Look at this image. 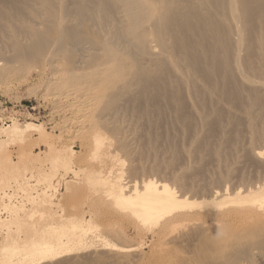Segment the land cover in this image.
<instances>
[{
  "label": "bare ground",
  "instance_id": "6f19581e",
  "mask_svg": "<svg viewBox=\"0 0 264 264\" xmlns=\"http://www.w3.org/2000/svg\"><path fill=\"white\" fill-rule=\"evenodd\" d=\"M141 1H138L143 3L141 10L147 11V28L143 19L142 27L140 25L141 15L137 12L140 7H133L135 0H68L66 5H62L61 0H0V20L20 22L31 3L43 7L46 16L52 22L55 21L57 33L52 34L55 36L51 39L53 36L49 35V31L51 33L53 28L44 29L46 32L43 34H35L33 29L30 30L32 25H26L31 27L27 30V36L37 38L29 50L39 53L51 40L59 43L58 48L69 42L73 50H78L79 55L69 62L72 72L89 71L88 78L83 76L85 88H88L84 90L86 101L90 99L92 102L101 95H105L106 101L110 103L118 97H129L143 91V88H149L147 79L165 82L167 73L169 93L173 96L170 102L175 104L176 93L181 91L192 106L191 99L202 94L215 106L249 123L247 117L251 106L258 105L259 108V94H264V75L259 79L260 76L254 77L250 73L262 70L257 60L262 58L264 62V0ZM137 27H140L139 31ZM133 28H137V32ZM146 36L152 39L156 47L150 46L147 39L144 40ZM65 76L63 78L68 77V74ZM78 79L74 83H79ZM78 89L77 92L80 91ZM152 90L159 92L165 89L160 86ZM255 110L253 114L257 112ZM260 110L258 112L263 114ZM0 132L4 136V140L0 141V231L3 232L0 264H41L72 255L91 247V242L86 243L91 235L93 239H101L103 247L116 250L119 245L109 243V240L98 234L97 219L100 214L94 207L98 202L103 204V194L111 201L113 208L111 210L109 207L110 212L116 220L126 221L137 233L149 230L152 237L158 239L161 249L156 251L155 257L161 262L169 257V264H264V168L248 170L247 185H243L245 182L221 184L217 188L213 187L215 190L206 187L209 189L207 199L190 200L159 182L149 181L142 187L130 182L121 184L119 176H113L111 171L105 172L103 152L108 140L105 141L99 132L90 134L87 159L92 164H98L100 169L87 174L74 166V152L68 147L56 148L53 138L46 134L41 125L27 124L20 127L12 121L7 128H0ZM32 133L38 137L35 138L37 142L44 144V153L33 155L30 150L25 154L26 138L31 139ZM14 144L19 149L16 163L8 152L9 145L15 147ZM256 154L264 156L263 153ZM59 172L63 174L59 176ZM79 172L87 176L90 189L91 184H94L106 188V191L89 201L87 210L86 203L82 201L77 203L79 206L76 204L73 207L74 210L66 211L57 197L60 187L57 179L61 180L68 174H73V179L78 178L83 175ZM33 179L43 186L41 191L33 192L36 186L29 185ZM11 182L14 186L18 185L16 189H21L19 191L25 196L24 203L20 202L19 206L14 205L11 199L16 194L9 195V192L4 191V187H8ZM65 189L68 191L70 187L68 189L66 186ZM74 191L78 192L76 189ZM78 196L75 198L81 200L82 197L78 199ZM2 215H5L4 219ZM35 221L39 223L38 228L34 226ZM13 225L17 229L29 226L31 233L37 236L33 237L29 233L21 237L13 236ZM121 231L116 238L125 241L128 237ZM166 241L169 242V256L162 249L168 243ZM184 248L189 251L181 256V249ZM121 250L127 252V255L123 253L127 259L136 254L131 255L133 251L127 248ZM134 252H137L136 249ZM138 261L126 260L124 264H143V260L141 263Z\"/></svg>",
  "mask_w": 264,
  "mask_h": 264
},
{
  "label": "rangeland",
  "instance_id": "374dc122",
  "mask_svg": "<svg viewBox=\"0 0 264 264\" xmlns=\"http://www.w3.org/2000/svg\"><path fill=\"white\" fill-rule=\"evenodd\" d=\"M61 1L62 5H66L68 2V0ZM131 1L134 2V0ZM138 1L135 0V6L133 7L136 9L140 7L137 12L142 17L139 20L142 27V21L144 20L145 22L146 20L147 22V11L145 12V9L144 11L141 10L144 6H142L143 3ZM146 22L144 26L146 25L147 28L149 24ZM26 25H32V28ZM137 28L133 29L136 31ZM28 29H33L35 34H43L47 29L52 30L51 33L49 31L50 36L57 33L55 21L52 22L46 16L43 7L35 3H31L20 22L0 20V128H7L12 124V121L20 127H24L27 124L41 125L46 134L53 138L56 148L68 147L70 151L74 152V166L85 174L92 170L97 171L99 168L97 167L98 164H92L87 159L90 149V146H88L90 134L99 132V134L105 137V141L108 140L106 141L107 144L105 142V145L109 149L105 146L103 152L105 154V158L103 159L106 167L105 172L111 171L112 175L119 176L121 184L130 182L132 185L142 187L143 184L149 181L159 182L168 189L178 193V195L182 194L190 200H200L202 197L207 199L209 189L213 190V187L217 188L221 184L234 185L245 182L242 184L247 185L246 183L249 181L248 176L251 168H264V156H258L256 154V152L264 154V94L262 92L259 94L261 97L260 107L258 108V105H254L250 108L252 116L250 117L251 114L249 112L247 117L249 123L247 122L248 120H242L238 116L228 114L225 109L215 106L202 94H197L195 99H191L192 106L184 99L181 91L176 93L175 104L170 102V98L173 96L171 95L172 93H169V74L167 73L166 79H164L165 82H158L152 78L147 79V86L149 85V88L145 90L143 88V91H138L130 96L128 95L129 97H118L117 100L119 101L114 100L110 103L106 101L105 95H101V97L92 102L90 99L86 101L87 94L84 90H88V88H85V79L88 78L89 71H71V61L79 55V51L73 50L69 42L61 48H58L59 43L51 40L39 53H32V50H29V48L35 45L37 38L28 37ZM52 36L50 37L51 39L55 35ZM145 39H147L146 41L149 42L148 44L150 46L156 47V44L152 42L149 36L144 37ZM69 60L71 61L69 62ZM257 61L261 63L259 64ZM257 61L256 63L262 66H259L262 70L259 69L250 73L254 77L260 76L259 79H262L264 75V72H262L264 71V62L262 58ZM244 68L246 67L244 66ZM58 74H61L59 76L62 78L68 74L71 80L66 76L67 79H62ZM74 75L78 77L74 78ZM76 79H78L77 81L80 84H83H81L83 87L79 83H74ZM67 85L72 87L69 88ZM160 86L164 87L165 90H160L159 92L152 90L153 87ZM77 89L80 91L77 92ZM80 92L82 93L80 94ZM77 93H79L78 96ZM74 96L77 97L75 98ZM83 103L86 104H84V107L86 106L85 108L83 107ZM90 103L92 106H89ZM96 104L100 106L98 107ZM254 110L257 111L254 113L257 115V117L255 116L256 118L253 117ZM259 110L263 114L259 113ZM252 119L254 120L251 121ZM30 137L31 139L26 138V144L24 145L25 154L29 153L30 150L33 155L44 153L46 148L42 146L44 144L41 145L39 140V142L36 141L38 137L34 133ZM1 140H4V136L0 132ZM106 150L107 152H105ZM8 152L11 155V160L15 163L18 162L19 149L17 145L15 147L9 145ZM109 153L110 155L107 156ZM114 157H118V159H114ZM41 169L46 170L44 168ZM83 173L79 172L80 175ZM58 174L60 176L63 173L59 172ZM72 176L73 174H68L62 177L61 180L57 179L60 182L57 197L60 198V203L65 207L66 211L74 210L73 207H76L77 203L80 204L83 202L86 203L85 209L87 210V205L97 198V194L101 195L106 191V188L91 184L93 187L91 186L90 189V184L86 180L87 176L84 177L83 174L74 179ZM14 185L11 182L8 187H4V191L9 192V195L16 194V197L13 198L11 196V199L12 202L14 201V205L19 206V203L23 201V197L25 196L19 191L21 189H16L18 185ZM29 185L36 186H33V192H39L43 187L35 183L34 179L29 181ZM66 186L68 189L70 187L72 192L70 190L67 191L65 189ZM75 189L80 194L78 192L75 193ZM82 191L83 194H86V196L84 195L85 198H83V194L81 195ZM76 194L80 195H77L78 199H81L80 197L82 199L77 200L75 198L77 197L75 196ZM102 201L103 204H99L98 202L94 207L95 211H99L97 212L98 215L100 214L97 219L100 232L98 231L99 233H97L99 235L101 234L100 236L103 238H106V241L109 240V243L119 245L120 250L118 247L116 248L117 251L111 249V247H103L101 239H93L91 235L86 240V243H92L89 249H81V252L79 251L78 253L53 260L51 259L47 262L44 261L41 264H124L126 260L136 261L138 259L139 261L137 263H141L143 260V264H148V262L149 264H169V257L165 262H161L155 257L156 251L161 249V247L158 239L152 237V233L149 230H141L140 233L135 232L132 226L126 221L118 218L116 220V217L110 212L109 208L111 207L112 210L113 205L105 194L102 195ZM105 204H108V207ZM4 218L5 215H2V219ZM38 225L39 223L35 221L34 226L38 228ZM11 229L13 236L21 237L23 234L24 236L28 233L32 234L29 226H21L17 229L13 225ZM115 229H120L122 230L121 232H125L128 238H125V241L124 239L116 238L119 236L118 233L120 230L115 231ZM36 231L38 232V229ZM1 233L3 232L0 231V243L3 237ZM137 234H140V236ZM32 235L33 237L37 236V234L35 236L34 234ZM168 244L169 242L166 246H162V249L167 254L169 251ZM123 248L133 251L131 255L135 253L139 255L135 254L134 256H129L128 259L127 257L124 258V254L127 252H121ZM135 249L137 252H134ZM187 251L189 249H181V256H185Z\"/></svg>",
  "mask_w": 264,
  "mask_h": 264
}]
</instances>
